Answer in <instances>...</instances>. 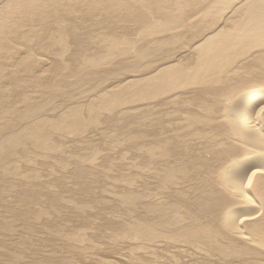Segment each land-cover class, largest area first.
Listing matches in <instances>:
<instances>
[{"label": "rangeland", "instance_id": "rangeland-1", "mask_svg": "<svg viewBox=\"0 0 264 264\" xmlns=\"http://www.w3.org/2000/svg\"><path fill=\"white\" fill-rule=\"evenodd\" d=\"M116 1L129 12L115 11ZM140 1L24 0L0 19V264H224L207 246L171 236L209 220L218 232L215 219L232 206L213 172L243 148L223 135L216 111L202 109L208 93L187 87L152 98L130 86L163 62L185 65L189 45L226 12L208 17L201 0ZM161 13L167 30L140 32L141 20ZM108 37L122 41L108 50ZM256 56L213 88L264 79ZM177 212L182 225H166ZM136 228L155 240H135ZM253 246L254 257L227 261L264 263V249Z\"/></svg>", "mask_w": 264, "mask_h": 264}, {"label": "bare ground", "instance_id": "bare-ground-1", "mask_svg": "<svg viewBox=\"0 0 264 264\" xmlns=\"http://www.w3.org/2000/svg\"><path fill=\"white\" fill-rule=\"evenodd\" d=\"M23 1L24 0H0V19L5 16L9 9H14ZM201 1L207 5L205 15H208V17L212 16L215 12L213 16H217L218 11L224 9L225 10L221 11V13H226L221 17L217 16V19L211 21L208 26L210 31H207L201 37L197 38L196 43L192 42L189 45L188 52L192 54L190 60L185 61V65L179 63V61L176 63L171 61V64L163 62V65L150 72L138 73V79L132 82L130 90H133V93L134 91H147L146 93L151 97L153 96L152 98H156L155 96L163 97V94L164 97H167L166 93L173 95L179 92V90H185L187 87H190V89L201 98H204V94L207 95L206 93H208V106L203 107L202 105V109L204 112L216 111V113H213L216 114H214L216 119L221 121L220 127L224 128L223 135L226 136L228 140L241 145L243 148L242 151L244 152L238 157L229 160L221 171L213 172L217 183L222 182L223 179L221 187L225 186L229 189L227 192L229 195H227V197L230 198V202L226 204H231L232 211L226 208L223 211V215L215 219L220 226H217L218 232H216V229V231L214 230L213 222L209 220L208 225L203 223L201 226L197 225L192 228L186 225V228L176 229L177 232L174 231L171 239L174 242H181L191 246L196 245L200 248L207 246L208 252L214 250L216 254H219L224 264H250L255 260H239L240 256L243 257L246 255L250 257L257 255L258 251L253 245L264 249V101H260V99L264 97V88H258L253 91L250 88L253 87L252 84H254V86L262 84V87H264V79H260L258 83H239L237 88L240 87L243 89L240 93H235L236 87L224 86V88L214 89L213 86L219 85L221 87L223 84H227L226 82L230 75H236L242 70L239 67L240 60L249 56L254 57L257 55L253 59V64L259 72L264 73V0ZM136 3L145 4L148 2L141 0ZM150 3L152 5L164 4L161 0H151ZM183 3L184 2H176L178 8H181ZM113 8L115 11L124 9V11L129 12L127 9L129 8L128 2L116 1L113 4ZM163 15L164 13L157 16L152 15L149 20H141L140 32L154 35L157 31H160V29H162V31L167 30L169 27H165L162 23H167ZM197 15L198 13L192 12L189 17H196ZM175 19H177L178 22L182 21L179 16H173L168 20L174 21ZM121 41L122 37H108V40L105 41L107 43V49L113 50ZM150 43L160 42L153 40ZM168 58L166 61L169 60ZM170 58L172 59L174 56ZM90 60L91 59H85V61L88 62ZM150 64L149 66H151ZM142 70H140V72H142ZM121 88H124V86ZM116 90L113 89V91ZM137 94L138 93H134V95ZM140 95L142 96L139 97L143 100L148 98V96H144L146 99L143 98V95H145L144 93ZM255 96H257V100L252 103L251 100ZM174 98L170 99L171 102ZM135 101H137V99ZM250 102L252 103L251 114L246 115L245 112L250 108ZM210 106H212V108H210ZM74 116L77 117L76 115ZM71 126L73 128H78L80 125L72 121ZM259 127L262 131L256 133L255 128ZM31 132L32 133H28L27 136L30 137L40 133L37 130H31ZM195 135L197 134L195 133ZM2 147L3 146H1V148ZM1 148L0 155L4 154ZM5 149L6 148H4V150ZM1 156L3 157V155ZM169 171L171 173V170ZM211 193L212 192L208 190V200L211 198L214 199L209 196ZM215 201L216 198L214 201L212 200L211 203ZM221 204L224 205V203ZM215 208L217 207L215 206ZM237 213H239V215H237ZM183 217L184 216L180 215L178 212L176 215H173V217L169 215L167 218L168 222H165V224L168 226L178 224L180 226L182 225L181 221L184 220ZM191 224H193V221ZM175 226L176 225H174V227ZM140 228L143 229V227ZM151 228L152 227H150V229ZM150 229L139 230L136 228L135 230L138 232L133 233L135 240L144 238L151 241L154 239L156 236H154V233H152ZM142 231L143 233H141ZM222 240H225L227 243H223ZM238 243L239 245L235 246V244ZM237 257L239 258L234 260L239 261L228 262L229 258Z\"/></svg>", "mask_w": 264, "mask_h": 264}]
</instances>
